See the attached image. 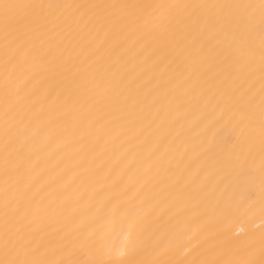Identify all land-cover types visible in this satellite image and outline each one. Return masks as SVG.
Listing matches in <instances>:
<instances>
[{
  "label": "bare ground",
  "instance_id": "1",
  "mask_svg": "<svg viewBox=\"0 0 264 264\" xmlns=\"http://www.w3.org/2000/svg\"><path fill=\"white\" fill-rule=\"evenodd\" d=\"M0 261L264 264V0H0Z\"/></svg>",
  "mask_w": 264,
  "mask_h": 264
},
{
  "label": "snow or ice",
  "instance_id": "2",
  "mask_svg": "<svg viewBox=\"0 0 264 264\" xmlns=\"http://www.w3.org/2000/svg\"><path fill=\"white\" fill-rule=\"evenodd\" d=\"M261 6H262V8H264V3H262ZM0 7H3L5 10L4 17H5V22L7 24V21L9 20V14H8L9 10L16 8V7H20V6L4 3V4L0 5ZM0 264H18V262L15 260H7V261H0ZM19 264H33V262L23 261V262H19ZM90 264H103V262L102 261H91Z\"/></svg>",
  "mask_w": 264,
  "mask_h": 264
}]
</instances>
